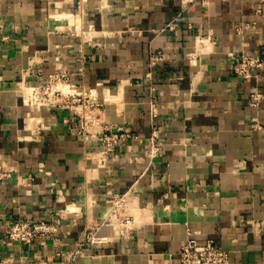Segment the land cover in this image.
Here are the masks:
<instances>
[{
    "label": "crops",
    "instance_id": "1",
    "mask_svg": "<svg viewBox=\"0 0 264 264\" xmlns=\"http://www.w3.org/2000/svg\"><path fill=\"white\" fill-rule=\"evenodd\" d=\"M257 51L264 0H0V264H177L188 233L264 264V66L241 81L227 59ZM58 67L130 135L105 164L69 111L27 126L30 89ZM152 112L163 151L149 159ZM16 221L56 233L8 244Z\"/></svg>",
    "mask_w": 264,
    "mask_h": 264
},
{
    "label": "built area",
    "instance_id": "2",
    "mask_svg": "<svg viewBox=\"0 0 264 264\" xmlns=\"http://www.w3.org/2000/svg\"><path fill=\"white\" fill-rule=\"evenodd\" d=\"M193 0H181L182 7L187 6ZM200 2L206 0H199ZM2 40H5L2 37ZM228 62L232 73L241 81H260L264 66L263 53L257 51L253 55L241 53L240 55L229 54ZM155 57L154 62L158 61ZM262 100L260 94L251 95V106L256 107ZM103 101L99 103L97 96L91 91H84L79 81L71 80L70 72L64 67L56 68L53 73L42 79V82L30 89L27 101L28 112L26 123L34 131H43L40 124L42 109L69 111L75 120L77 133L86 139L90 146H96L94 150L99 164H105L130 135L120 129L111 131L104 126L98 117ZM156 115H151L150 135L147 141V157L153 159L162 155V143L159 140L158 131L154 125ZM261 130V129H259ZM93 146V147H94ZM9 177V172H2L0 167V180ZM112 213L110 221L118 218L124 228L121 233L125 234L129 229L130 215L119 218V213L127 208L126 195H114L111 197ZM56 233L54 223L16 221L4 230V239L8 244L18 243L29 246L39 240L43 245L45 241L54 237ZM91 243V240L88 239ZM177 264H229L228 253L219 248L212 240L199 238L188 233L187 238L178 254Z\"/></svg>",
    "mask_w": 264,
    "mask_h": 264
}]
</instances>
